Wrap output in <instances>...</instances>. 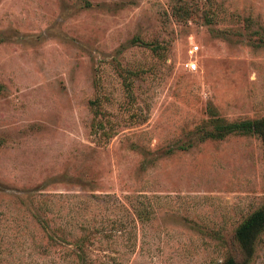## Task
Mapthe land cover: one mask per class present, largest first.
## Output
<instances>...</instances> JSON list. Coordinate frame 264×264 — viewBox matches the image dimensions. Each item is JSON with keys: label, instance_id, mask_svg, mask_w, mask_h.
I'll use <instances>...</instances> for the list:
<instances>
[{"label": "rangeland", "instance_id": "374dc122", "mask_svg": "<svg viewBox=\"0 0 264 264\" xmlns=\"http://www.w3.org/2000/svg\"><path fill=\"white\" fill-rule=\"evenodd\" d=\"M262 116L264 0H0V264L238 255Z\"/></svg>", "mask_w": 264, "mask_h": 264}, {"label": "trees", "instance_id": "16d2710c", "mask_svg": "<svg viewBox=\"0 0 264 264\" xmlns=\"http://www.w3.org/2000/svg\"><path fill=\"white\" fill-rule=\"evenodd\" d=\"M214 133L217 135L222 130H236L241 132H257L264 148V116L249 121L230 122L224 125H216ZM264 228V202L261 207L248 214L234 229L233 236L237 243L238 255L227 256L221 264H248L254 250V241Z\"/></svg>", "mask_w": 264, "mask_h": 264}, {"label": "built area", "instance_id": "2783aa9c", "mask_svg": "<svg viewBox=\"0 0 264 264\" xmlns=\"http://www.w3.org/2000/svg\"><path fill=\"white\" fill-rule=\"evenodd\" d=\"M196 47H197L196 45H193V47L191 49H189V51L192 52L193 50L196 49ZM195 65H196V63L192 60H190L189 62L186 63V66L188 69H194Z\"/></svg>", "mask_w": 264, "mask_h": 264}]
</instances>
